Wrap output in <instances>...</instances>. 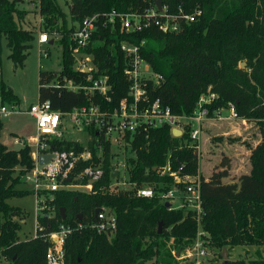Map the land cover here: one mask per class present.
Returning a JSON list of instances; mask_svg holds the SVG:
<instances>
[{
	"label": "trees",
	"instance_id": "1",
	"mask_svg": "<svg viewBox=\"0 0 264 264\" xmlns=\"http://www.w3.org/2000/svg\"><path fill=\"white\" fill-rule=\"evenodd\" d=\"M20 1L0 0V36L7 38L9 57L20 65L39 30L62 47L61 68L39 70L38 100H49L63 117L85 105L98 104L113 111L123 101L132 102L131 81L124 72L130 58L121 43L145 41L141 55L153 72L162 75L159 83L144 81L149 100L159 98L174 114L191 115L200 95L210 89L218 97L209 105V117L232 102L244 118H257L262 140L250 154V173L242 175L238 184H220L216 173L212 180L202 182L198 219L195 208L167 206L163 195L170 189L183 195L188 185L183 177L198 174V144L190 136L189 125L181 136H175L168 123L146 124L127 133L129 145L124 148L131 152L125 158L127 177L120 172L113 176V146L103 137L98 140L96 128L85 127L90 135L87 144L48 136L52 150L81 151L88 145L92 159L80 162L75 171L93 163L100 164L102 174L88 191L39 189L36 196L44 207L37 211L36 235L27 239L19 236L26 213L8 199L36 193L20 187L35 166L33 147L22 136L18 150L0 142V254L8 264H54L47 257L53 244L50 234L63 228V256L58 264H179L178 256L194 243L199 229L210 253L214 252L211 264H225L224 249L229 264H264V0H162L170 11L203 8L195 21L170 32L155 24L126 31L118 18L114 24L100 20L82 52L92 55L97 68L92 71L94 77L108 75L107 94L66 87L68 80L92 83L87 71L74 67L72 32L87 15L143 12L155 0H66L68 11L61 0H41L40 7H35L42 17L39 25L26 21L28 10L19 6ZM243 61L245 66L240 65ZM1 96L2 102H20L9 86L2 87ZM2 127L0 121V132ZM122 179L130 186L115 183ZM74 181L85 184L88 179ZM142 186H152L153 196L138 195L137 188ZM182 195L177 197L184 200ZM97 208H107L116 216L114 229L99 230ZM252 245L258 248L254 255L232 258L231 251Z\"/></svg>",
	"mask_w": 264,
	"mask_h": 264
},
{
	"label": "built area",
	"instance_id": "2",
	"mask_svg": "<svg viewBox=\"0 0 264 264\" xmlns=\"http://www.w3.org/2000/svg\"><path fill=\"white\" fill-rule=\"evenodd\" d=\"M29 1L34 7L39 8L41 5V0ZM202 14L203 8L200 6L194 7L190 11H184L181 7L176 11H170L164 4L162 9H159L155 4L145 8L143 12L123 13L113 10L103 14L97 12L85 16L71 34V46L75 58L74 67L80 71H87L89 73L88 79H91L92 83L89 85H82L68 80L66 82V87L75 90L82 88L88 92L97 91L100 94L108 93L110 88L108 75L103 74L94 77L92 71H96L97 68L93 63L92 55L82 52V48L90 43L92 35L97 29L100 20H104L105 23L110 22L114 24L118 18L122 28L126 31H139L151 24H155L163 32H170L180 30L183 24L195 21ZM38 39L40 43H45L50 40L48 33L42 30H39ZM143 43H145V41H143L142 44ZM142 44H134L128 41H123L121 43L122 50L130 58V63L125 67L124 72L131 81L129 94L133 101L129 103L128 101H123L120 106L113 111L104 109L98 104L74 108L70 112H67L65 117L69 116L70 120L77 128L85 130L86 126L94 127L97 129L98 140L103 137L105 141H110L112 146L114 143H117L125 147L129 145L125 135L129 132H135L138 127L146 124L158 126L168 123L172 128H180L183 132L186 125H189L192 140L198 141L205 120L215 119L218 121H228L239 118V113L232 102H229V114H223L222 111L225 107H220L216 109L215 116L209 117V105L218 97V94L210 89L200 95L197 107L191 115L174 114L169 107L162 105L159 98L149 100L144 81L150 79L155 81V83H159L162 79V75L153 72L151 66L143 59L140 52ZM143 101L145 103L141 106L140 103ZM22 112L29 113L36 121L37 136L34 138L35 142H30L34 144L32 156L35 161V166L25 175L26 181L32 183V189L35 190V194L37 195L38 190L41 188L54 191L62 187L77 188L78 186H86V188L90 190L93 181L97 180L102 174V167L100 164L95 165L91 163L84 166L79 171H75L80 162L92 159V151L88 145L81 151H75L73 149L69 151H60L50 149L46 141L48 136L63 137V131L61 130V126L65 119L63 113L53 109L49 100H37L26 110L21 109L15 102L5 103L0 101V121H4L12 114ZM42 136L44 139H41ZM78 141L81 142L80 140ZM99 146H101V144H99ZM48 152L53 153L51 160L45 165L39 164V154ZM100 154L101 153H99V155ZM122 166L126 167V163L122 164ZM118 167L119 166L115 164L114 168L117 169V174L120 172ZM198 175L199 174L196 176L186 175L183 177V179L188 182L186 192L182 195L184 200L177 197L176 189H170L163 195L167 198L168 202L177 200L176 207L191 206L195 208L199 219L201 190ZM84 177L88 179L87 183H75L74 180L83 179ZM176 178L181 180V177L178 175ZM115 183L123 187L130 186L125 179ZM137 194L151 197L154 194V189L152 186L138 187ZM36 197L38 211L44 207V204L38 196ZM171 204L175 203H170V205ZM99 217L100 222L97 227L100 231L112 230L116 227V216L110 213L107 208L100 209ZM65 233L66 230L63 228L50 234L53 244L48 250L47 257L49 261L54 264L60 263L62 259V247ZM202 234V229H199L194 243L178 256L179 259L182 260L179 264H204V260L208 254H210V251L202 238Z\"/></svg>",
	"mask_w": 264,
	"mask_h": 264
},
{
	"label": "rangeland",
	"instance_id": "3",
	"mask_svg": "<svg viewBox=\"0 0 264 264\" xmlns=\"http://www.w3.org/2000/svg\"><path fill=\"white\" fill-rule=\"evenodd\" d=\"M66 0H61L62 7L68 11ZM19 6L26 8L28 11L26 16L27 22L39 25L42 17L29 0H22ZM41 19V20H40ZM26 23L24 26H29ZM10 48L7 38L0 36V101L3 86L12 88L14 94L19 99L18 106L26 110L29 106L38 100L39 88V70H59L61 68L62 47L58 42L39 43L38 33L35 40L31 42L25 62L23 65L15 64L9 57ZM9 103L12 101L5 100ZM234 104V103H233ZM230 108H223V114H229ZM244 118L239 114V118L228 121H218L211 119L204 122L198 144L199 154V171L200 190L203 181L212 180V176L216 173L220 184L234 185L240 182L242 175L250 173L251 160L250 154L252 149L262 140L259 125L256 123L257 118ZM245 120V121H243ZM63 136L68 139L80 140L87 144L90 136L87 131L77 128L66 116L61 126ZM12 131L24 133L30 138L29 142H35L36 121L29 113L22 112L12 114L3 121V127L0 132V142H10L13 139ZM25 138V137H24ZM34 140V141H33ZM18 143H21L19 140ZM22 144V143H21ZM34 148V144L31 143ZM126 147V146H125ZM114 151L113 161L120 169V174L124 177L128 176V170L122 164L126 163V157L131 154L129 149L124 145L113 144ZM20 187L32 188L31 182H24ZM66 188V187H62ZM80 190L87 191L86 186L77 187ZM71 189H75L71 187ZM182 192L177 190V196H181ZM177 199V198H175ZM12 205L20 206L26 213L24 219L21 220V229L19 236L21 239L31 238L36 232L37 220V197L35 193H27L20 196H13L8 199ZM176 203L177 200L169 201ZM248 248L256 247L255 245L247 246ZM232 258L248 257L254 251L245 252L240 247L231 251ZM178 256V255H177ZM214 257V252L208 254L204 260V264H211L210 258ZM180 261H182L180 259ZM220 261V260H219ZM0 264H8V261L0 254ZM153 264V262H151Z\"/></svg>",
	"mask_w": 264,
	"mask_h": 264
},
{
	"label": "water",
	"instance_id": "4",
	"mask_svg": "<svg viewBox=\"0 0 264 264\" xmlns=\"http://www.w3.org/2000/svg\"><path fill=\"white\" fill-rule=\"evenodd\" d=\"M155 3L156 5L158 6L159 9H162V6H163V1L162 0H155ZM51 43L54 42V39H51L50 40ZM246 62L243 61L241 62V66H245ZM172 133L175 135V136H181L183 134V131L180 129V128H177V127H173L172 128ZM22 147V144L21 143H16L14 148L16 150L20 149ZM53 157V153L52 152H48V153H41L39 154V164L41 165H45L47 164L51 158ZM117 175V169L116 168H113V176H116ZM166 205L167 206H170V202H166ZM65 208H62V212H64ZM100 211V208H97L96 209V214L99 213ZM162 231V222H160L159 224V232ZM223 258L226 260L225 261V264H229L227 259H228V252H227V249H224L223 250Z\"/></svg>",
	"mask_w": 264,
	"mask_h": 264
},
{
	"label": "crops",
	"instance_id": "5",
	"mask_svg": "<svg viewBox=\"0 0 264 264\" xmlns=\"http://www.w3.org/2000/svg\"><path fill=\"white\" fill-rule=\"evenodd\" d=\"M38 37H39V32H38ZM50 40H51V39H50ZM50 40H49V43H51ZM38 41H39V39H38ZM39 43H40V42H39ZM53 43H54V42H53ZM51 44H52V43H51ZM210 120H211V119H208L207 121H210ZM212 120H213V119H212ZM207 121L205 120L204 122H207ZM12 134H13V139L10 140L9 143L6 142V141H4V142L1 141V142L4 143V144H6V145H8L9 147H14L15 144L19 142V140H20V136L25 137L26 139H27V138H30V136H27V135H25L24 133H20V132H17V131H12ZM241 249L244 250V251L247 252V253H248V251L253 250L254 253H255L256 250H257L258 248H257V247H253V248L242 247ZM254 253H253L252 255H254Z\"/></svg>",
	"mask_w": 264,
	"mask_h": 264
}]
</instances>
